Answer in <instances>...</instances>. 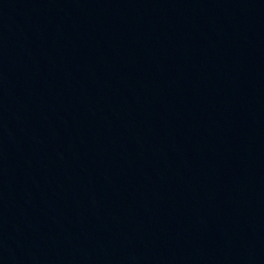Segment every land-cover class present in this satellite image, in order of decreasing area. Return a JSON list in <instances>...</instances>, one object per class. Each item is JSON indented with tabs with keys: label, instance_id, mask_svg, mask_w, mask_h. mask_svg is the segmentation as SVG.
<instances>
[{
	"label": "water",
	"instance_id": "95a60500",
	"mask_svg": "<svg viewBox=\"0 0 264 264\" xmlns=\"http://www.w3.org/2000/svg\"><path fill=\"white\" fill-rule=\"evenodd\" d=\"M0 264H264V0H0Z\"/></svg>",
	"mask_w": 264,
	"mask_h": 264
}]
</instances>
